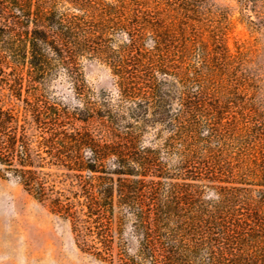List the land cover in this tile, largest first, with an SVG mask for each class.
<instances>
[{"label": "trees", "instance_id": "16d2710c", "mask_svg": "<svg viewBox=\"0 0 264 264\" xmlns=\"http://www.w3.org/2000/svg\"><path fill=\"white\" fill-rule=\"evenodd\" d=\"M264 37V0H233ZM218 0H0V178L107 264H264V42ZM106 65L94 89L88 62Z\"/></svg>", "mask_w": 264, "mask_h": 264}, {"label": "rangeland", "instance_id": "374dc122", "mask_svg": "<svg viewBox=\"0 0 264 264\" xmlns=\"http://www.w3.org/2000/svg\"><path fill=\"white\" fill-rule=\"evenodd\" d=\"M230 7L224 39L228 47L264 37L252 30L233 0H218ZM85 78L94 89L110 88L108 67L88 62ZM0 264H107L75 245L68 222L53 214L21 183L8 175L0 178Z\"/></svg>", "mask_w": 264, "mask_h": 264}]
</instances>
